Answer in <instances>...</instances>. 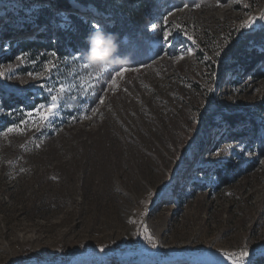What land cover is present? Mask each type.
<instances>
[{"label":"rangeland","instance_id":"obj_1","mask_svg":"<svg viewBox=\"0 0 264 264\" xmlns=\"http://www.w3.org/2000/svg\"><path fill=\"white\" fill-rule=\"evenodd\" d=\"M52 1L0 0V264H264V76L232 52L264 0L170 7L119 68L23 51L66 25Z\"/></svg>","mask_w":264,"mask_h":264},{"label":"trees","instance_id":"obj_2","mask_svg":"<svg viewBox=\"0 0 264 264\" xmlns=\"http://www.w3.org/2000/svg\"><path fill=\"white\" fill-rule=\"evenodd\" d=\"M79 4L90 6V9H79L71 5V0H53L54 6H59L67 11L68 21L65 26L58 23L54 25L53 39L48 35V42L29 41L20 44L23 51L34 47L55 50L60 55H80L88 62L89 42L88 37L95 33L90 25L97 23L103 26V32L116 37L118 49L107 64L111 68H119L123 64H145L152 49L151 41L158 38L160 29L150 28L152 23L158 24L162 12L175 5H182L185 0H75ZM41 19L48 23L54 22L56 16L53 10L43 7ZM92 12L98 17V22L91 20ZM43 18V19H42ZM87 21H85V19ZM89 19V20H88ZM57 22V19H56ZM244 43L233 45V56L243 63L252 75L264 76V51L251 47L252 42L261 44L264 48V28L248 35ZM119 58V59H117ZM254 70V71H253ZM10 108L9 104H6ZM225 119L232 122L225 115Z\"/></svg>","mask_w":264,"mask_h":264},{"label":"clouds","instance_id":"obj_3","mask_svg":"<svg viewBox=\"0 0 264 264\" xmlns=\"http://www.w3.org/2000/svg\"><path fill=\"white\" fill-rule=\"evenodd\" d=\"M88 42L90 45L88 57L90 61L98 65L106 64L118 49L116 37L103 31L92 33L88 37Z\"/></svg>","mask_w":264,"mask_h":264},{"label":"snow or ice","instance_id":"obj_4","mask_svg":"<svg viewBox=\"0 0 264 264\" xmlns=\"http://www.w3.org/2000/svg\"><path fill=\"white\" fill-rule=\"evenodd\" d=\"M90 28H91V31H93V32L103 31V26L101 24H99V23H97L95 25H90ZM151 28L153 30H156L157 29V24L156 23H152L151 24ZM189 38H191V37H189ZM50 65L51 66L47 69L49 72L52 70L53 67H56L54 64H51V62H50ZM106 71H107L106 68L101 67L99 69V71L88 74V82H90L92 79H100L102 74L104 72H106ZM109 78H111V74H109ZM75 79H79V76H76ZM71 88H72L71 85H68L66 87L64 84H60V86L58 87V89H56V91L58 93L62 94V95H68L71 92ZM49 91H53V90L50 89ZM51 99H52L53 103H51L50 105L45 106L44 109H43V111L45 112V117H44L45 119H48L49 117L54 116L55 115V111L60 106L59 103H58L59 97L57 95H53L51 97ZM9 131L11 132V131H13V129H9ZM226 162L227 161H225V160H220V161H217L216 163L224 164Z\"/></svg>","mask_w":264,"mask_h":264}]
</instances>
